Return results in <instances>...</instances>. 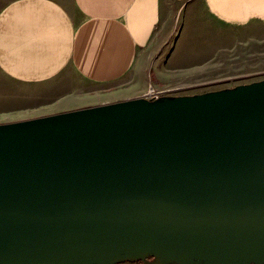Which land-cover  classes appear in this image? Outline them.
I'll use <instances>...</instances> for the list:
<instances>
[{
	"label": "water",
	"instance_id": "95a60500",
	"mask_svg": "<svg viewBox=\"0 0 264 264\" xmlns=\"http://www.w3.org/2000/svg\"><path fill=\"white\" fill-rule=\"evenodd\" d=\"M264 264V79L0 123V264Z\"/></svg>",
	"mask_w": 264,
	"mask_h": 264
},
{
	"label": "crops",
	"instance_id": "0c3cea01",
	"mask_svg": "<svg viewBox=\"0 0 264 264\" xmlns=\"http://www.w3.org/2000/svg\"><path fill=\"white\" fill-rule=\"evenodd\" d=\"M198 40L203 50L264 40V0H0L4 120L111 101L102 91L118 84V98L136 97L151 75L175 81Z\"/></svg>",
	"mask_w": 264,
	"mask_h": 264
},
{
	"label": "rangeland",
	"instance_id": "374dc122",
	"mask_svg": "<svg viewBox=\"0 0 264 264\" xmlns=\"http://www.w3.org/2000/svg\"><path fill=\"white\" fill-rule=\"evenodd\" d=\"M205 16L213 24H217V21L211 14L206 13ZM192 45H194L196 49L187 51L192 57L186 60H177L178 65L175 70V81L160 80L154 75H151V79L144 83L145 86L142 93L137 96H144L149 86L158 90H166L165 95H186L232 87L238 84L264 79V40L235 43L236 46L233 47L231 41L229 42V48L218 50H203V43L199 40L195 41ZM208 55L209 57H207ZM150 73H153L151 68ZM122 89L123 84H118L113 88L102 91V94L114 93L117 95L111 101L107 102L123 100V98H118L121 94L119 92ZM56 97L53 95L50 98L41 99L40 101L35 100L28 103L26 102L22 104L21 107H28L30 106L29 104L34 105L38 102L47 103L59 100ZM23 98L24 99H21V103H24L23 100H25V97ZM1 108L0 105V123L8 122L4 120L6 117L4 114L5 111ZM19 118L20 117L17 115L10 121L25 119ZM27 118H31V116ZM120 264L139 263L123 262Z\"/></svg>",
	"mask_w": 264,
	"mask_h": 264
},
{
	"label": "built area",
	"instance_id": "2783aa9c",
	"mask_svg": "<svg viewBox=\"0 0 264 264\" xmlns=\"http://www.w3.org/2000/svg\"><path fill=\"white\" fill-rule=\"evenodd\" d=\"M165 94H166V90H158V89H154L153 87L149 86L144 94V97L148 99H155Z\"/></svg>",
	"mask_w": 264,
	"mask_h": 264
}]
</instances>
